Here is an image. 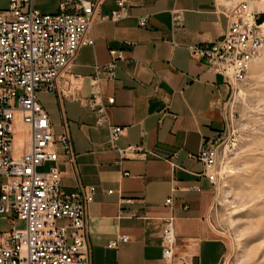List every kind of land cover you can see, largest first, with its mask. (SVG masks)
I'll return each mask as SVG.
<instances>
[{
	"label": "crops",
	"instance_id": "0c3cea01",
	"mask_svg": "<svg viewBox=\"0 0 264 264\" xmlns=\"http://www.w3.org/2000/svg\"><path fill=\"white\" fill-rule=\"evenodd\" d=\"M59 1L33 0V6L56 13ZM127 2L126 17L94 20V44L78 51L55 91L37 93L54 134L65 125L71 139L72 163L58 149L62 187L67 192L95 187L86 208L91 264H163L166 216L174 217L175 252L185 264H222L227 244L208 220L212 184L203 164L188 155L220 133L231 92L222 75L190 57L188 47L218 39L226 28L225 11L236 0ZM8 3L0 0V10ZM115 7V0H104L100 13L109 15ZM142 17L145 27L139 25ZM256 17L262 22L264 11ZM112 50L122 51L116 77L94 89L89 83L94 66L107 64ZM94 90L114 98L106 114L111 124L125 128L117 145L140 148L133 157L120 158L109 148L106 124L95 125L87 103ZM119 235L128 240L108 248Z\"/></svg>",
	"mask_w": 264,
	"mask_h": 264
},
{
	"label": "built area",
	"instance_id": "2783aa9c",
	"mask_svg": "<svg viewBox=\"0 0 264 264\" xmlns=\"http://www.w3.org/2000/svg\"><path fill=\"white\" fill-rule=\"evenodd\" d=\"M103 2L60 0L56 13H44L34 8L33 0H9L7 8L0 10V218L11 225L0 231V264H91L86 208L95 187L63 189L58 149L72 163L71 139L65 125L63 132L54 134L37 93L55 91L58 77L78 51L94 44L90 30L96 18L117 21L129 13L127 0H115L116 7L103 15ZM258 13L249 1L242 0L225 11L227 24L218 39L188 47L191 58L223 76L231 93L247 79L264 49ZM139 25L146 26V17L140 18ZM110 54L107 64L94 66L89 78L94 89L101 80L116 77L122 51ZM87 103L95 113V125L108 128L109 148L120 158L136 155L139 147L117 145L125 128L108 120L106 111L114 98H104L94 90ZM23 133L27 138L20 143ZM215 142L205 140L196 155H188L203 164V174L211 184L219 175L220 149ZM170 202V197L165 200ZM16 221L23 225L16 227ZM127 240V235H119L107 247ZM160 246L163 264H185L175 252L173 216L163 218Z\"/></svg>",
	"mask_w": 264,
	"mask_h": 264
},
{
	"label": "rangeland",
	"instance_id": "374dc122",
	"mask_svg": "<svg viewBox=\"0 0 264 264\" xmlns=\"http://www.w3.org/2000/svg\"><path fill=\"white\" fill-rule=\"evenodd\" d=\"M247 1L264 11V0ZM223 113L224 126L213 138L220 149L219 175L208 220L226 241L224 264H264V49L247 79L230 93ZM22 225L16 221V227ZM10 227L0 218V231Z\"/></svg>",
	"mask_w": 264,
	"mask_h": 264
},
{
	"label": "bare ground",
	"instance_id": "6f19581e",
	"mask_svg": "<svg viewBox=\"0 0 264 264\" xmlns=\"http://www.w3.org/2000/svg\"><path fill=\"white\" fill-rule=\"evenodd\" d=\"M262 26H264V25L261 24V27H262ZM262 51H263V50H262ZM260 56H261V55H260ZM260 56H259V58H260ZM259 58H258V59H259ZM26 138H27V136L23 133L22 137L20 138V143H21L23 140H25Z\"/></svg>",
	"mask_w": 264,
	"mask_h": 264
}]
</instances>
